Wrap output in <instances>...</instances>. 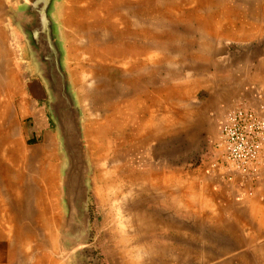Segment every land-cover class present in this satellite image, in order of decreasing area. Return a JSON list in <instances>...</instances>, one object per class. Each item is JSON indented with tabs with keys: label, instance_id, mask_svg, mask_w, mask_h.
Returning <instances> with one entry per match:
<instances>
[{
	"label": "rangeland",
	"instance_id": "1",
	"mask_svg": "<svg viewBox=\"0 0 264 264\" xmlns=\"http://www.w3.org/2000/svg\"><path fill=\"white\" fill-rule=\"evenodd\" d=\"M163 1L159 11L168 0ZM63 2L56 4L53 17L69 75L75 61L67 50L70 30L62 24L57 11ZM180 4L184 13L176 10L164 18L154 14L156 9L151 10L153 3H144L138 10L146 22L144 26L155 29L154 36L157 34L166 45L154 62L145 63L140 83L129 73L123 81L112 83V90H103L96 76L86 75L80 82L79 75L75 76L76 85L69 76L80 113L89 172L83 206L88 225L84 230L78 228L74 236L65 234L67 240L60 236L67 209L62 200L64 154L58 133L43 84L24 50L23 38L10 19L3 17L12 66L18 71L12 73L4 64L0 93L18 91L19 95H13L10 112L6 110L8 99L0 95V163L11 168L7 175L1 172L11 182L0 187V232H7L5 238L11 242L2 260L18 246L19 258L12 264H31L26 239L15 233L21 223L26 238L29 221L21 216L15 220L14 216L17 211L27 210L26 185L31 184L41 187L51 230L45 234L43 249L54 258V264H264V202H257L250 190L241 192L234 187V183L251 184L254 177L225 164L218 130L227 111L239 105L264 103V0H190L186 6L180 0ZM129 8L126 14L131 17L130 12L136 8ZM97 36L110 42L121 35L107 27L99 28ZM19 40L17 46L15 42ZM4 59L7 60L5 55ZM30 80L39 81L42 101L33 92V96L30 94ZM119 85L129 96L142 90L146 107L142 117L153 119L155 133L143 139L134 155L139 173L147 177L157 174L156 188L150 187L144 177L142 182L128 183L122 172L112 177V189L104 188L99 180L101 161L92 151L87 123L92 116L103 117L105 104H113ZM106 91L113 95L100 98ZM219 95L235 97L217 103ZM39 108L44 109L41 119L36 114ZM47 143L51 149L50 183L39 179L34 182V173L41 174L37 159ZM118 162L122 159H112L106 170L114 169ZM16 190L22 202L12 194ZM115 197H119V203L114 202ZM34 201L32 197L30 202ZM225 203L234 207H224ZM237 211L240 215L235 217L233 212ZM35 233V242L41 243L39 237L44 230L39 228ZM22 242L25 243L20 248Z\"/></svg>",
	"mask_w": 264,
	"mask_h": 264
},
{
	"label": "bare ground",
	"instance_id": "2",
	"mask_svg": "<svg viewBox=\"0 0 264 264\" xmlns=\"http://www.w3.org/2000/svg\"><path fill=\"white\" fill-rule=\"evenodd\" d=\"M181 1H183V4L186 6V4H188L190 0ZM162 2L164 1L64 0V2L60 6H58L60 8L57 7V11L60 14L62 24L68 30H70V34L67 36L66 43L67 50L70 53V57L75 61V66L73 68V72H75L73 73L71 72V69H69V76L71 77L73 83L76 85L75 76L78 75L79 77L77 81L79 82L86 75L92 77L96 76L100 81L103 90H112L111 84H117L119 81H123V79L126 78L127 74L129 73H133L140 83L142 73L145 69V63L154 62L153 60L158 58L160 55V49L166 48V45L164 46L163 43H161L157 34L154 36L155 29H147V26H144L146 22H144L143 16L140 15L138 10H141V7L144 3L145 5L153 3L152 6L154 7H150L151 10L152 8L156 9L154 11V14H157L158 16L161 15V17L163 18L174 14L176 10L181 14L185 12L182 5L180 4V0H168L167 2L163 3V10L159 11L160 9H162L161 7H159L162 5ZM131 5L137 10L134 9V11L130 12V14L132 15L130 17L128 16V13L126 14V11L128 12L129 9H131L129 8ZM107 27H109L113 31H118L121 35L120 38H115L110 42H103L102 38L97 36V30L99 28L102 29ZM51 67L53 68L52 65ZM113 79L117 82H113ZM82 84L81 86L84 88V83ZM117 90V96L113 104L110 106L108 103L105 104V112L103 113V117L102 114H100V117L92 116V119L87 123L88 137L90 139L89 142L91 144L92 151L96 154L95 156L101 161L100 166L98 167L99 171L101 170L99 173V180L103 184L104 188L112 189V177L122 172L123 178H125L128 183L140 181L142 182L144 177L148 180L150 187L153 186L156 188L157 186H159V178L157 177V174H152L147 177L146 175H142L136 170V164L138 161L136 160L134 154L141 147L143 139L147 135H153L155 133V125L153 124V119L150 118L149 120H145V118L142 117V114H144L143 111L144 109H146V107H144L145 101L143 99L142 90L135 91L136 94L132 96H129L127 90L122 85H119ZM112 93L110 91L103 92L100 98L103 97L107 99L108 97H110V94L113 95ZM127 129H129V132H127ZM0 138L3 139V137ZM41 150L42 154L41 156L38 155L39 158L37 159L41 164V168L39 170L41 171V174L34 173L33 181L35 182V179H39L44 183H50L49 180L51 178V162L49 161L50 158L48 156L51 154V149L47 143V145L44 146ZM11 152L13 155L14 152ZM109 159H114V161L117 159H122V162H118L119 164H116L114 169L106 170L105 166L108 164V162H111V160L109 161ZM10 169L11 168L6 165L5 162L0 163V187L9 185L10 181L7 180L4 174L7 175ZM1 172H3L4 174H1ZM11 181H13V179ZM26 190V198L28 197V208L21 213H18L17 211L16 215L14 216L15 220L17 218H20L21 216V218L23 217L25 218V220L29 221V229L26 233L27 237L24 238L23 236V227L21 223L17 227L15 233L17 234V236H19V238H22V240L24 239L25 241L26 239L31 264H54V258H52L47 253V251L43 249L45 234H47L48 231L50 232L51 230L49 227L46 208L42 203L43 197L41 195V187L36 186V188H34L33 185L28 184L26 185ZM4 192L5 191H3V193ZM12 194L15 195L16 201L22 200L20 192H18L17 190ZM32 197L35 198V201L33 203L30 202ZM119 197H115L114 202L119 203ZM123 206L124 205L121 204L122 208ZM185 206L187 207L188 204ZM121 212L123 211L121 210ZM39 228L44 230L42 237H39L41 238V243L35 242L37 238V233H35V230ZM5 235L7 236V232L6 234L0 232V264H12L15 258H19V256L16 254L19 250L18 246H15V251H10L9 256L6 259L4 258L5 260L1 259L4 257L5 252L9 250V246L11 245L10 240L8 238H5ZM24 243H21L20 248L23 247Z\"/></svg>",
	"mask_w": 264,
	"mask_h": 264
},
{
	"label": "water",
	"instance_id": "3",
	"mask_svg": "<svg viewBox=\"0 0 264 264\" xmlns=\"http://www.w3.org/2000/svg\"><path fill=\"white\" fill-rule=\"evenodd\" d=\"M60 2L24 0L22 5L9 10L6 15L21 34L30 65L43 84L48 109L64 154L61 187L67 213L60 236L67 240L65 234L74 236L78 228L84 230L88 225V215L83 206L87 201L89 164L80 113L63 63L61 35L53 17L56 4ZM75 187H78L76 197Z\"/></svg>",
	"mask_w": 264,
	"mask_h": 264
},
{
	"label": "built area",
	"instance_id": "4",
	"mask_svg": "<svg viewBox=\"0 0 264 264\" xmlns=\"http://www.w3.org/2000/svg\"><path fill=\"white\" fill-rule=\"evenodd\" d=\"M218 130L225 164L240 174L256 171L264 155V103L227 111Z\"/></svg>",
	"mask_w": 264,
	"mask_h": 264
},
{
	"label": "crops",
	"instance_id": "5",
	"mask_svg": "<svg viewBox=\"0 0 264 264\" xmlns=\"http://www.w3.org/2000/svg\"><path fill=\"white\" fill-rule=\"evenodd\" d=\"M20 1H24V0H0V79H2L3 77V73L5 72V70L3 69L4 64L9 65V71L12 73H16V71H18V67H14L12 66L13 61L11 62L13 56H11L10 51H9V47L7 45V40L5 39V30L3 28V23H4V16L6 15V13L14 8L18 7V4ZM7 16V15H6ZM11 27V26H10ZM4 40V41H3ZM17 43V46H19L20 44V40L16 41L15 44ZM4 53V54H3ZM4 55L6 56L7 60L4 59ZM8 62V64H7ZM16 75V74H15ZM37 80H30L29 81V91L30 94L32 95V92L35 94V98H37V100L40 102L43 100V97L40 95L41 90L39 88L38 82ZM40 84V83H39ZM7 93H0V95H4L8 101L7 103L9 104L8 107L6 108L7 111H11L12 110V101H13V96L15 95L18 96L19 92H11L10 94L7 95H11L7 96ZM21 95H23V93L21 92ZM33 96V95H32ZM233 95H229V96H224V95H219L217 96V103H224V102H228V101H232L234 100ZM12 100V101H11ZM43 108H39L36 111L37 117L39 119H41L42 115H43ZM48 136L52 137V134L50 133V131H47ZM256 171H254L253 173H250V175L252 177H254V181L251 184L248 185H244L242 183H238L235 184L234 183V187H236V190H240L241 192L243 191H247L250 190L252 192V195H254L256 197L257 202L263 203L264 202V155L263 157L260 159L259 163L256 165ZM232 203H225L224 207L227 208H231L234 207L233 205H231ZM233 215H235V217H238L240 214L239 212H233Z\"/></svg>",
	"mask_w": 264,
	"mask_h": 264
}]
</instances>
